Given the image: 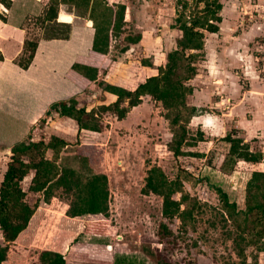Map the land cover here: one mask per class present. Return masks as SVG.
Instances as JSON below:
<instances>
[{
  "label": "rangeland",
  "instance_id": "obj_1",
  "mask_svg": "<svg viewBox=\"0 0 264 264\" xmlns=\"http://www.w3.org/2000/svg\"><path fill=\"white\" fill-rule=\"evenodd\" d=\"M106 1L111 6L119 3L115 0ZM222 1L225 11L230 15L224 25L232 29H229L232 34L235 31L241 33L246 21H258L257 17H264L259 16L264 15L263 9L255 10L259 0ZM47 2L12 0L10 7L0 2V12L6 18V21L0 19V31L9 36L13 32L17 43L26 37H40L42 31L36 18ZM176 2L125 0L124 31L113 36L108 53L100 58L97 79L85 80L81 93L77 95L80 104H85L88 109L97 106L106 83L134 87L157 72L158 66L164 62L167 52L175 47L176 39L181 34V31L172 27L177 18ZM70 8L61 4L57 20L61 10L69 12ZM71 14L76 15L74 10ZM72 22L73 19L66 23ZM126 34L140 35V40L124 48ZM1 44L11 61L19 45L0 38ZM46 49L33 69L34 75L40 72L48 74L46 78L38 77L44 79L43 84L33 83L32 75L20 69L18 74L12 76L15 83L19 84L18 91H7L4 87L6 81H3L12 75L7 70L1 80L0 183L15 142L58 134L69 141L60 162L82 171L104 175L109 189L110 208L107 215H76L68 196L62 191L47 199L30 192V202L35 203L40 199L39 206L28 228L10 243L7 260L2 264H33L43 249L64 251L63 254L70 261H91L96 255L93 245L98 243L95 235L103 239L101 244H104L105 249L112 245L111 249L122 251L144 264H264V251L255 247L247 248V260L244 263L237 255L228 227L216 208L219 200L214 190V186H222L242 206L246 181L251 171L258 167L264 168V165L257 167L239 162L231 170L225 165L228 143L219 135L212 139L214 141L211 144H200V141L196 146L184 148L186 151H199L203 156L174 157L168 150L171 132L163 116L167 108L161 100L154 101L149 97H144L142 103L131 108L124 118L119 119L111 112L103 114L104 128L100 132L82 130L78 133L74 120L57 119L55 111L50 110V114L47 112L50 107L35 122L25 123L29 113L34 111L33 105L37 104L33 97H37L38 91L56 86L67 62L66 59L56 61L52 55L57 50ZM21 53L22 49L14 61ZM188 130L192 135H199V129L195 126L188 125ZM208 136L212 138L200 134V140L207 141L210 139ZM154 165L161 166L171 178L182 168L199 178L197 182H185V189L196 196L201 204V209L195 213L194 224L188 222L183 225L178 217H166L162 211V197L142 192L147 171ZM31 177L32 173L25 178V189ZM180 195L175 194V198L179 199Z\"/></svg>",
  "mask_w": 264,
  "mask_h": 264
},
{
  "label": "trees",
  "instance_id": "obj_2",
  "mask_svg": "<svg viewBox=\"0 0 264 264\" xmlns=\"http://www.w3.org/2000/svg\"><path fill=\"white\" fill-rule=\"evenodd\" d=\"M7 7L12 0H0ZM67 5L70 13L93 21L94 36L92 49L107 53L111 37L120 35L126 23L127 5L117 3L109 5L106 0H48L36 23L42 31L37 38L26 37L22 53L15 61L20 67L28 68L35 56L40 38H67L71 24L57 20L60 5ZM222 0H177V18L172 27L181 31L175 47L166 54L164 62L158 66L155 74L149 75L134 88L106 83V91L116 98L103 97L97 106L88 109L75 97L58 100L50 105L57 113V119L70 118L77 124L78 133L82 130L100 132L104 128L103 114L111 112L121 119L131 108L139 105L144 97L161 100L167 111L171 138L168 150L174 157L180 155L203 156L197 151H186L185 147L198 144V136L189 133L188 125L199 109L189 104L188 97L193 93L190 80L198 72V64L204 57L203 48L206 32H217L222 20ZM0 19L6 21L0 12ZM67 21V20H66ZM24 28V26H21ZM129 48L140 40V35L126 34L124 37ZM4 54L0 49V60ZM148 63V61H144ZM72 68L90 80H96L98 68L81 62H74ZM223 139L229 143L225 165L234 170L242 161L256 164L264 158L261 151H252L250 145L233 130ZM69 141L58 134H50L37 139L20 140L11 147V155L6 164L0 183V264L8 257L11 242H14L28 228L40 199L35 203L29 200V193H38L42 199L51 198L62 191L68 196L70 206L76 215H107L109 212V189L105 177L96 172L82 171L60 162L61 154ZM32 173L28 188L23 182ZM199 178L187 169H179L171 178L165 170L154 165L147 171L142 192L162 197L163 214L168 218L178 217L183 225L194 224L195 213L201 209L198 198L185 189V182ZM219 204L216 207L222 220L228 227L236 253L246 262L248 247L264 251V170L254 169L246 181L244 205L240 206L235 196L222 186H214ZM180 193L176 199L175 194ZM96 236V241L103 239ZM105 240V239H104ZM33 264H66L63 253L53 249H43ZM114 264H144L125 253L114 256Z\"/></svg>",
  "mask_w": 264,
  "mask_h": 264
},
{
  "label": "crops",
  "instance_id": "obj_3",
  "mask_svg": "<svg viewBox=\"0 0 264 264\" xmlns=\"http://www.w3.org/2000/svg\"><path fill=\"white\" fill-rule=\"evenodd\" d=\"M115 2L126 4L125 0H115ZM255 6V10H264V1L259 0ZM60 15H63V21H71L73 19V22L70 23L71 32L69 37L40 38L33 61L26 69L20 67L14 61V57L22 49L21 45L23 47L24 40L17 43V41H14L13 32L9 36L0 31L1 39L11 40L16 46L17 44L19 45L16 47L11 61H9L8 56L2 49V44L0 45V49L4 54V59L0 60V83L6 70L12 74L11 77L3 81H6L4 87L7 91L18 89L19 84L15 83L12 76L18 74L19 69L32 75L31 81L33 83L38 85L44 83V79H39L38 77L46 78L48 74L45 75L40 72L34 75L33 69L36 68L38 58L44 56L46 48L57 50L55 55H52L56 61L64 59L67 61L56 86L53 89L44 86L47 89L38 91L37 97H33L35 104H37L33 105L35 106L34 111L29 113L28 120L25 123L35 122L42 113L49 109L55 100L58 101L60 98L68 99L73 96L77 99V95L81 93L85 80H95H90L73 70L71 68L72 64L81 62L98 68L100 67V58L108 53H101L92 49L95 30L92 26L93 23L91 25L88 24L90 19H82L80 16H74V14L65 10L60 11L59 19H61ZM221 16L222 20L219 23V30L217 32H206L203 48L204 57L198 64L196 76L190 80L193 86V93L188 97V102L196 106L199 111L192 117L189 125L199 129V134H203V137L206 134L212 136V138L208 136L210 139L207 141L199 140L198 142L201 141L200 144L204 142L213 143L214 140L212 139L217 135L223 139L230 130H233L250 145L252 151H261L264 154V17H257L259 18L258 21H246L241 33L235 31L232 34V29L224 25L230 16L228 11H225L224 4ZM12 28L14 27L12 26ZM178 31L180 30L178 29ZM260 40L262 41L260 42ZM255 41L256 43L254 44ZM68 75L70 78H67ZM103 95L105 97L107 95V97L112 99L116 98L115 95L106 91L103 92ZM252 165L257 167L258 165H264V158ZM257 169L264 170L263 167H258ZM93 246L96 249L94 260L70 261L65 256L66 264H114V256L122 252L111 249L110 246L113 247L112 245H108L109 249H105L104 244H101V242ZM57 251L64 253L61 250Z\"/></svg>",
  "mask_w": 264,
  "mask_h": 264
},
{
  "label": "water",
  "instance_id": "obj_4",
  "mask_svg": "<svg viewBox=\"0 0 264 264\" xmlns=\"http://www.w3.org/2000/svg\"><path fill=\"white\" fill-rule=\"evenodd\" d=\"M58 20H61V19H58ZM91 23H93V21L92 20H89ZM65 22H70V21H65Z\"/></svg>",
  "mask_w": 264,
  "mask_h": 264
},
{
  "label": "bare ground",
  "instance_id": "obj_5",
  "mask_svg": "<svg viewBox=\"0 0 264 264\" xmlns=\"http://www.w3.org/2000/svg\"><path fill=\"white\" fill-rule=\"evenodd\" d=\"M63 19V15H61V20Z\"/></svg>",
  "mask_w": 264,
  "mask_h": 264
}]
</instances>
